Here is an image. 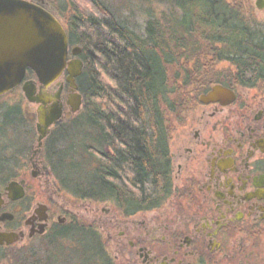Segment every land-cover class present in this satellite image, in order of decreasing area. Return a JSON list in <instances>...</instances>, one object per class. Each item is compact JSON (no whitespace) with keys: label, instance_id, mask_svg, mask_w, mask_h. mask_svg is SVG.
Masks as SVG:
<instances>
[{"label":"flooded vegetation","instance_id":"flooded-vegetation-1","mask_svg":"<svg viewBox=\"0 0 264 264\" xmlns=\"http://www.w3.org/2000/svg\"><path fill=\"white\" fill-rule=\"evenodd\" d=\"M23 1L54 16L67 35L68 60H82V50L73 55L80 46L69 29L89 0ZM224 2L245 22L243 37L234 40L226 25L212 31L199 24L202 32L191 41L202 47L194 59L230 69L184 81L193 97L167 138L169 198L132 213L74 198L52 172L48 138L41 146L35 138L16 176L0 181V264H264V63L257 72L234 64L264 62L257 55L264 56V0ZM234 44L245 55L226 53ZM60 83L66 104L69 86L65 77ZM215 87L222 94L208 100ZM64 116H72L67 106Z\"/></svg>","mask_w":264,"mask_h":264},{"label":"trees","instance_id":"trees-1","mask_svg":"<svg viewBox=\"0 0 264 264\" xmlns=\"http://www.w3.org/2000/svg\"><path fill=\"white\" fill-rule=\"evenodd\" d=\"M162 1L172 3L181 16L169 21L150 16L142 34L100 0H89L69 29L71 43L83 51L85 69L77 79L83 108L52 129L46 155L57 182L74 198L111 203L124 213L169 198L173 186L167 138L193 97L184 81L218 65L194 59L202 47L191 41L202 32L199 24L212 26V31L226 25L234 40L243 37L245 22L224 0ZM233 49L226 53L245 55L241 45ZM263 63L234 61L239 70L254 72ZM31 76L28 71L26 77ZM7 97L0 98L1 182L16 176L15 165L27 160L33 133L37 135L36 115L23 95L14 101ZM19 142L23 148H16Z\"/></svg>","mask_w":264,"mask_h":264},{"label":"water","instance_id":"water-1","mask_svg":"<svg viewBox=\"0 0 264 264\" xmlns=\"http://www.w3.org/2000/svg\"><path fill=\"white\" fill-rule=\"evenodd\" d=\"M80 53V48L73 49L74 56ZM84 69L82 60H68L67 35L54 16L23 0H0V98L21 88L27 102L37 106L35 127L40 146L62 121L66 106L72 115L82 110L77 79ZM28 71L35 80L25 81ZM63 77L69 86L66 104L60 83ZM54 85L59 86L57 92H48ZM220 94V87H215L208 100Z\"/></svg>","mask_w":264,"mask_h":264},{"label":"rangeland","instance_id":"rangeland-1","mask_svg":"<svg viewBox=\"0 0 264 264\" xmlns=\"http://www.w3.org/2000/svg\"><path fill=\"white\" fill-rule=\"evenodd\" d=\"M100 1L105 6H108L112 11H114L118 19L124 21L127 25H129L131 28H133L140 34L143 33L146 22L148 21L150 16L155 17L157 19L165 18L166 21H169L171 18L179 19V17L181 16V12L178 9H176L172 3H166L163 2L162 0H100ZM229 69L230 66L227 63H222L216 66L215 71H224ZM15 92L16 93L8 94L7 100L14 101L16 98L20 96V94H22L21 89ZM27 107L31 112H33L36 115L37 107L35 105L27 102ZM35 136L37 135L33 133V138H32L33 141L35 140ZM28 169L30 173L31 166H29ZM106 206L108 208L111 205H106Z\"/></svg>","mask_w":264,"mask_h":264}]
</instances>
